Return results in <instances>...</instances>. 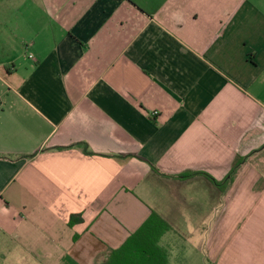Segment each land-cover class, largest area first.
<instances>
[{
  "label": "crops",
  "instance_id": "0c3cea01",
  "mask_svg": "<svg viewBox=\"0 0 264 264\" xmlns=\"http://www.w3.org/2000/svg\"><path fill=\"white\" fill-rule=\"evenodd\" d=\"M0 104V264H264V0H0Z\"/></svg>",
  "mask_w": 264,
  "mask_h": 264
},
{
  "label": "trees",
  "instance_id": "16d2710c",
  "mask_svg": "<svg viewBox=\"0 0 264 264\" xmlns=\"http://www.w3.org/2000/svg\"><path fill=\"white\" fill-rule=\"evenodd\" d=\"M243 159H241V160H238L236 163H235V165L233 166V168L231 169V171H230V173H229V175H228V177L224 180V182L223 183H218V182H215L212 178V180H213V182L215 183V185H217L218 187H222V186H228L230 183H231V181L233 180V178H234V175L236 174V172H237V170H238V168H239V166L243 163ZM156 171V170H155ZM157 172V171H156ZM187 177H189V175H184V176H180L179 178H187ZM155 215H152V217H151V219H149L143 226H142V228L138 231V232H136L135 234H133L130 238H129V240L124 244V246L122 247V248H120V249H118V250H116V251H114V252H112V254H111V256H110V259H109V264H135V262H133V263H128V262H126L124 259H123V257H122V253L125 251V250H127V248L131 245V242H133L136 238H138V236L141 234V233H143L144 232V230L145 229H147L148 228V226H149V224H151L152 223V221L151 220H155ZM154 218V219H153ZM165 225V231H168L169 230V228H168V226L166 225V224H164ZM151 244H152V246L154 247V245H153V243L151 242ZM151 246V251H152V255L154 256H152L153 258H156V259H159V262H160V264H167V261H166V258L164 257V255H162L161 254V252L158 250V248L157 249H155L156 247H152ZM158 250V251H157ZM159 252V253H158Z\"/></svg>",
  "mask_w": 264,
  "mask_h": 264
},
{
  "label": "built area",
  "instance_id": "2783aa9c",
  "mask_svg": "<svg viewBox=\"0 0 264 264\" xmlns=\"http://www.w3.org/2000/svg\"><path fill=\"white\" fill-rule=\"evenodd\" d=\"M30 58H34L32 54L29 55ZM0 108H1V104H0Z\"/></svg>",
  "mask_w": 264,
  "mask_h": 264
}]
</instances>
